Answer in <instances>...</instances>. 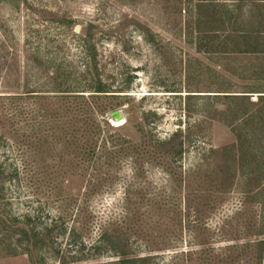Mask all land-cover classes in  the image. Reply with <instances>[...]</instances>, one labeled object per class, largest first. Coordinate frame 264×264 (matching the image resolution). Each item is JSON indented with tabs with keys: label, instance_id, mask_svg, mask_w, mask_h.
Returning <instances> with one entry per match:
<instances>
[{
	"label": "rangeland",
	"instance_id": "374dc122",
	"mask_svg": "<svg viewBox=\"0 0 264 264\" xmlns=\"http://www.w3.org/2000/svg\"><path fill=\"white\" fill-rule=\"evenodd\" d=\"M18 3L16 10L0 2V94L20 92L26 81L30 89H38L47 71L57 66L83 69L82 41L77 38L80 36L93 47V72L128 96L115 110L120 111L123 122L114 124L109 115L111 125L126 139L139 141L138 127L149 112L155 114L151 119L157 137L165 138L178 127L189 128L193 134L190 139L195 142L188 144L182 161L181 172L186 174L181 186L176 178L160 169L152 168L149 172L148 181L153 187L168 186L170 208L167 216L125 225L131 229L128 244L136 251L135 257H150L145 264H264V244L260 245L264 234L258 235L262 215L258 202L264 198V191L254 200L236 184L224 194L206 184V173L213 160L207 151L229 145L235 137L218 116L226 101L209 102L200 97L218 91H256L250 66L255 58L262 62V57L228 52L245 47L241 38L244 33L264 32V0ZM62 18L64 22L60 23ZM259 44L264 48V39ZM243 75L247 79H241ZM211 103L214 119L206 120L205 105ZM197 169L201 171L199 180L193 173ZM5 188L11 201L5 211L17 215L32 212L34 206L28 202L31 197L25 189H18L15 184ZM83 188V179L69 176L64 181L63 194L76 197ZM119 192L117 187L92 202L91 208L98 216L82 241L97 240V230L105 223L108 212L117 213L114 205ZM196 217L200 221H194ZM138 228L147 234L139 235ZM56 243L73 254L74 246L67 239H58ZM116 261V256L106 252L89 264ZM0 264L30 262L26 255L0 256ZM46 264H58L57 259L48 256Z\"/></svg>",
	"mask_w": 264,
	"mask_h": 264
},
{
	"label": "trees",
	"instance_id": "16d2710c",
	"mask_svg": "<svg viewBox=\"0 0 264 264\" xmlns=\"http://www.w3.org/2000/svg\"><path fill=\"white\" fill-rule=\"evenodd\" d=\"M0 2L19 10L18 0ZM244 34L241 38L245 47H236L231 53L263 54L259 40L264 39L260 37L264 32ZM77 38L82 41L83 69L57 66L47 71L38 89H30L26 81L20 92L0 94V256L26 255L30 264H46L48 256L57 259L58 264H89L110 252L118 261L107 264H145L151 259L135 257L136 251L128 244V226L154 216H167L168 186L153 187L148 175L152 168H157L176 178L181 186L186 174L181 172L182 161L188 144L195 142L190 139L193 134L189 128L178 127L161 139L153 126L155 114L149 112L138 127L139 141L126 139L111 125L109 115L128 96L93 72V47L88 39ZM14 58L13 54L11 59ZM260 70L253 77L264 82V68ZM239 93L200 96L209 102L226 101L218 116L235 137L233 143L207 151L213 160L206 173V184L220 194L236 184L256 200L264 191V92ZM255 93L262 95H246ZM212 106L205 105L206 120L214 119L210 113ZM199 171L193 172L198 180ZM69 176L83 179V192L76 197L63 194V184ZM12 184L30 194L32 212L17 215L5 211L11 201L4 190ZM117 187V213L108 212L105 223L97 230V240L82 241L98 216L91 208L92 202ZM258 204L262 208L258 234L261 237L264 198ZM194 221L200 219L196 217ZM142 232L143 229H137L139 235ZM64 238L74 246L72 255L56 243ZM263 244L261 239L260 245Z\"/></svg>",
	"mask_w": 264,
	"mask_h": 264
},
{
	"label": "crops",
	"instance_id": "0c3cea01",
	"mask_svg": "<svg viewBox=\"0 0 264 264\" xmlns=\"http://www.w3.org/2000/svg\"><path fill=\"white\" fill-rule=\"evenodd\" d=\"M230 55H237V54H233L231 52H228ZM240 55H246L247 57H262V62L259 61V58H255V60L251 63L252 67L250 66L251 68V79L252 81L255 82L256 84V91H252V92H264V90H261V86L262 84H264L263 81H255L254 80V77L256 74H260L261 73V70L262 68H264V53L263 54H240ZM263 73H264V70H263ZM241 79H247V76H242L240 77ZM251 92V90H248ZM248 91H242V92H248ZM224 92V91H222ZM215 95H240L239 92H230V93H216V92H213L212 95H208V96H215ZM246 95H262V94H259V93H255V94H246ZM264 95V94H263Z\"/></svg>",
	"mask_w": 264,
	"mask_h": 264
},
{
	"label": "water",
	"instance_id": "95a60500",
	"mask_svg": "<svg viewBox=\"0 0 264 264\" xmlns=\"http://www.w3.org/2000/svg\"><path fill=\"white\" fill-rule=\"evenodd\" d=\"M78 27L76 28V31H78ZM110 117L112 119V122L115 124V123H119L120 120L122 121L123 118H122V115L120 113V111H113L110 113Z\"/></svg>",
	"mask_w": 264,
	"mask_h": 264
},
{
	"label": "bare ground",
	"instance_id": "6f19581e",
	"mask_svg": "<svg viewBox=\"0 0 264 264\" xmlns=\"http://www.w3.org/2000/svg\"><path fill=\"white\" fill-rule=\"evenodd\" d=\"M120 122H123V120H122V121L120 120ZM120 122H119V123H120Z\"/></svg>",
	"mask_w": 264,
	"mask_h": 264
}]
</instances>
